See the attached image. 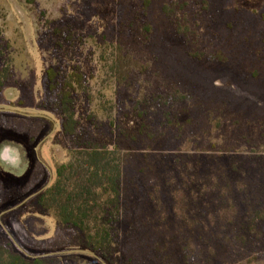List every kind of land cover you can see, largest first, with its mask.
Returning a JSON list of instances; mask_svg holds the SVG:
<instances>
[{
  "label": "trees",
  "instance_id": "obj_1",
  "mask_svg": "<svg viewBox=\"0 0 264 264\" xmlns=\"http://www.w3.org/2000/svg\"><path fill=\"white\" fill-rule=\"evenodd\" d=\"M258 12L246 11L241 19L235 14L244 31V45L237 46L239 63L253 77L264 70V12ZM225 26L233 28L230 22ZM45 27L55 49L79 40L71 22ZM124 56L119 54L110 69L117 87L128 89L130 67L122 62ZM208 58L228 60L221 51ZM112 94L113 100L102 95L99 108L82 119L77 115L78 100H93L85 73L78 65L51 64L45 70L43 97L35 108L58 114L68 140L66 160L56 162L54 179L32 201L41 216L54 221L48 247L79 246L106 264H213L236 246L264 252V179L256 172L257 167L264 169V121L244 128L246 121L223 114L222 120L230 124V142L208 138L198 143L183 131L194 127L203 134V120L219 121L211 118L214 109L222 111L219 103L199 96L188 100L192 97L179 90L166 97L146 93L142 100L130 95L121 99L117 88ZM185 100L196 110H185ZM130 114L141 119L135 130L124 124ZM183 114L186 118L181 120ZM248 130L256 135L252 142ZM198 151L220 152L229 159L212 160L203 173L201 158L194 155ZM122 224L127 226L124 232ZM19 239L25 241L23 236ZM59 260L55 254L26 255L8 236H0V264Z\"/></svg>",
  "mask_w": 264,
  "mask_h": 264
},
{
  "label": "rangeland",
  "instance_id": "obj_2",
  "mask_svg": "<svg viewBox=\"0 0 264 264\" xmlns=\"http://www.w3.org/2000/svg\"><path fill=\"white\" fill-rule=\"evenodd\" d=\"M255 10L264 12V0H0V77H5L0 87V236H8L26 255L55 254L60 257L58 264H106L79 246L48 247L54 221L41 216L32 202L54 179L56 162L65 161L67 155L60 116L35 108L43 97L48 66L78 65L85 73L93 100L87 104L78 100L77 115L82 119L87 111L99 108L102 95L113 100L115 88L121 99L130 95L139 100L146 93L166 97L179 90L192 97L188 100L199 96L223 107V112L214 109L211 116L219 121H202L203 134L194 127L183 134L198 143L208 138L229 143L230 124L222 120L223 114L246 121L244 128L264 121V70L253 77L251 70L245 72L240 66L238 45H244V31L235 18ZM68 22L74 24L79 40L55 49L45 24L52 28ZM227 22L232 29L226 28ZM219 51L227 56L226 62L208 58ZM119 54L125 55L122 62L130 67L128 89L117 87L110 69ZM188 100L183 108L196 110ZM140 123L136 115L124 119L131 130ZM251 130L252 142L256 135L249 134ZM194 155L201 158L203 173L212 160L229 159L220 152ZM34 159L49 169L37 163L35 172ZM256 172L264 179L262 167ZM126 228L121 225L122 232ZM227 253L213 264H264V252L256 248L236 246Z\"/></svg>",
  "mask_w": 264,
  "mask_h": 264
},
{
  "label": "flooded vegetation",
  "instance_id": "obj_3",
  "mask_svg": "<svg viewBox=\"0 0 264 264\" xmlns=\"http://www.w3.org/2000/svg\"><path fill=\"white\" fill-rule=\"evenodd\" d=\"M41 145H42V143H41ZM41 145L38 147V152H37V154L40 156V152H39V150H40V147H41ZM41 158V157H40ZM34 161H35V163H34V170H35V172H36V169H35V167H36V164L38 163V162H36V160L34 159ZM39 165L38 166H43V167H46V168H48L46 165H43V164H41V163H38ZM37 168V167H36ZM49 169V168H48Z\"/></svg>",
  "mask_w": 264,
  "mask_h": 264
},
{
  "label": "water",
  "instance_id": "obj_4",
  "mask_svg": "<svg viewBox=\"0 0 264 264\" xmlns=\"http://www.w3.org/2000/svg\"><path fill=\"white\" fill-rule=\"evenodd\" d=\"M23 202H24V201H23ZM23 202H22V203H23Z\"/></svg>",
  "mask_w": 264,
  "mask_h": 264
}]
</instances>
